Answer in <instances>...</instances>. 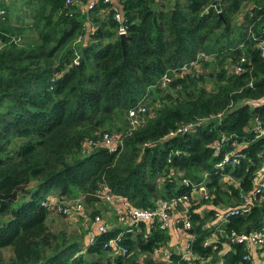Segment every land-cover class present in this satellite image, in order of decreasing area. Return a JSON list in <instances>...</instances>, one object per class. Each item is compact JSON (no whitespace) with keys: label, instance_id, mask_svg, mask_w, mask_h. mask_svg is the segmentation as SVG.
<instances>
[{"label":"trees","instance_id":"trees-1","mask_svg":"<svg viewBox=\"0 0 264 264\" xmlns=\"http://www.w3.org/2000/svg\"><path fill=\"white\" fill-rule=\"evenodd\" d=\"M212 2L99 0L81 7L76 0H24L33 22L14 17V23L0 0V193L32 183L16 200L0 199V264L253 262L245 241H227L261 229L264 198L226 221H215L214 207L223 195L228 206L240 204L264 167V103L243 102L264 96V0ZM199 50L210 54L200 60L208 70L161 85L163 72ZM242 55L243 70L235 71ZM138 101L146 111L131 127L128 110ZM218 112L219 122L169 135ZM105 133H118L121 143L113 150L95 144ZM217 141L221 151L215 154ZM232 147L236 165L218 167ZM201 186L210 206L199 212L200 203L190 201L186 208L189 258L173 250L167 257L158 253L181 231L183 219L174 232L156 220L120 221L84 243L67 241L47 224L54 205L77 198L95 204L104 187L132 206L154 207ZM91 214L93 221L99 212ZM258 253L264 257V245Z\"/></svg>","mask_w":264,"mask_h":264},{"label":"built area","instance_id":"built-area-1","mask_svg":"<svg viewBox=\"0 0 264 264\" xmlns=\"http://www.w3.org/2000/svg\"><path fill=\"white\" fill-rule=\"evenodd\" d=\"M97 1L99 0H92L91 2L87 3V6L90 7ZM103 1H113V0H103ZM114 18L117 21L122 22V14L119 11H116L114 13ZM117 32L119 33V35L126 34L125 25L120 23V25L117 28ZM259 47L261 48V54L264 55V40H261L259 42ZM207 58H210V54L204 50H199L195 54V56H193L191 59L183 61L178 66L173 67L171 69H167V71L163 72L160 77L161 85L165 86L170 80H172V78H174L178 74L194 73L195 75H197L203 70V67L200 64V60L207 59ZM244 61H245V57L242 55L240 59L238 60V62L233 64L232 66L233 69L235 71H242L243 70L242 64ZM145 111H146V105L142 101H138L136 106H133L128 110L129 123L131 127H135L137 124L141 122L142 119L140 118V114L144 113ZM222 114L223 112H218L212 115L211 117H209L207 120H194L184 125H180L178 126L176 130L171 131L169 135H175L178 132L188 130L189 128H192L193 126L206 123L210 120L219 122ZM254 119H255V122H253L254 123L253 125L255 126V128H259V123L261 122L259 121L257 116H255ZM225 136H226L225 133L220 134V137L222 139H225L226 138ZM120 143H121V136L118 133H113V134L105 133L102 135L99 141L97 142L95 141V144H99L109 150H113ZM232 144L234 146L237 145L235 141H233ZM220 151H221L220 144L217 141L215 143L214 153L218 154L220 153ZM236 152H237V149L233 147L231 150H227L226 152L222 154L220 160L216 163V165L221 168H223L226 165H231L232 167H234L236 163L238 162V159L236 157V154H237ZM263 170H264V167H262V169L259 171L255 179L253 188L244 194L243 201L240 204L232 205L226 208L224 207L221 208V206L214 207V209L216 210L215 218H214L215 221H226L229 219L231 215H244L250 209V206L252 203L259 202L262 198H264V178H263L264 171ZM224 176L229 177L228 174H224ZM195 190L203 191V196H204L203 198L207 196V191L205 187L201 186L197 189H194L193 191ZM107 194L110 197L116 196L111 191H109L106 187H104L101 191L100 196H105V195L107 196ZM50 201L51 200H48V202ZM190 201H191V194L189 196L187 194H181L176 197L160 199V201H158V203L154 207L132 206L131 204H129L128 201H126L127 204L125 206V209L119 212L118 218L121 222H127V224H134L139 221H143V222L150 224L154 220H156L160 223L161 227L169 228V225L171 223L169 209L179 207L183 209L184 211L183 218H180L184 220V225L180 228H181V231L185 232L184 228H187L189 226V221L187 220L186 208L190 206L191 204ZM185 204H187L188 207H186ZM53 208H58L59 212L63 214L69 213L72 209H74L73 211H75L81 218L86 219L88 217L84 212L83 201L80 198H77L75 200L65 199L62 203H59L58 205H54L52 209ZM91 223L95 225L96 231L90 230L89 235L87 236V239L90 242H92L93 235L96 232L104 231L107 228L106 224L103 222V219L100 215H95ZM210 240L211 238H209V241ZM234 240L245 241L248 247H249V244L251 243L260 247L261 245H264V225L261 227V229L252 231L251 233H248V234H244V233L240 235L235 234L233 235L232 240L230 241H234ZM110 243H113V240H111ZM188 249H189V245L187 244L185 251L182 253V255L185 258H189L191 255V252ZM248 257H251L250 253ZM252 261L253 262L250 264H264V257L257 261L252 259Z\"/></svg>","mask_w":264,"mask_h":264},{"label":"rangeland","instance_id":"rangeland-1","mask_svg":"<svg viewBox=\"0 0 264 264\" xmlns=\"http://www.w3.org/2000/svg\"><path fill=\"white\" fill-rule=\"evenodd\" d=\"M6 2H7L6 7L8 10L7 14H8L9 18L11 17L12 22H14V23L16 22V19H14V17L19 18V20L23 21L24 23H32L33 22V18L31 16V13L24 7V4L30 6L29 3L28 4L23 3L24 0H6ZM244 7H242V9ZM25 9L27 10L26 13L23 12ZM12 11H13V13H12ZM238 15H240V13ZM238 15H236V16H238ZM31 32H34V31L30 30L29 32H26V33L30 34ZM22 38H23V36H22ZM203 68H205L206 70L209 69V67H203ZM208 85H209V83H208ZM226 179H229V178L226 177ZM206 191L208 192L207 188H206ZM223 199H225L227 201L229 198H227L226 195H223ZM223 199L221 201L222 203L220 202L221 204L219 206L225 205L224 204L225 202ZM20 201H21V199H19L18 201H15L13 205L16 206ZM98 204L99 203L92 204V203L83 202L84 212L88 216L86 219L81 218L75 211H73L74 209H72L69 214L63 215V213L59 212L58 208H53L51 214H49L47 217V224L49 225L50 229L56 235H58V236L64 235L63 237L64 238L66 237L67 241H69V242L80 241L81 243H84L85 240H88L87 235L89 233V232H87V234L85 236V230L86 229L84 227L89 229V231L92 230L90 225L87 224V223L91 222V220H92L91 219L92 218L91 211L95 210L96 207L100 208L102 206H103V210H100L101 213L107 210L106 206L104 205V202L100 203L99 205ZM98 212H99V210H98ZM95 215H97V214H95ZM165 244H166L165 245V247H166L168 242H166ZM256 250H257L256 252H258V248ZM2 251H3V253H7L6 248H4ZM158 253L165 254V250L164 249H162L161 251L159 250ZM249 253L251 254V257L253 260L257 261V260L262 259L261 255H259L257 257V259H255L252 256V253L250 251H249ZM82 264H89V263L83 260Z\"/></svg>","mask_w":264,"mask_h":264},{"label":"crops","instance_id":"crops-1","mask_svg":"<svg viewBox=\"0 0 264 264\" xmlns=\"http://www.w3.org/2000/svg\"><path fill=\"white\" fill-rule=\"evenodd\" d=\"M76 1L81 7H84L86 2L89 3L92 0H76ZM85 21L88 23L87 19H85ZM107 196L106 195L105 196H101V200H99L101 202H96V203H99V204L104 202V205L106 206L107 210L101 213L100 210H103V206L100 207V208L99 207L98 208L96 207V208L99 210V215L102 217L103 222L106 224V227L110 228V227H113L115 225H119L120 224V220L118 218V215H119L120 211H123L125 209V206H126L127 203H126L125 199L123 197H121V196H112V197H110L108 194H107ZM203 197H204L203 196V191H201V190H195V191H193L191 193V201H193L196 204L200 203L198 205V207H197V210L199 212L202 209H204L205 207L210 206V204H207V203L204 202V198ZM223 200L225 202L224 203L225 205L223 204L224 206H221V208L229 207L226 204V200L225 199H223ZM220 204H218V206ZM185 206L188 207L187 204H185ZM169 213H170V217H171V223L169 225V228H170V231L174 232L175 231L174 227H177V226H175V225H177V223L175 221H177L180 218H183L184 211H183V209H181L179 207L178 208H170L169 209ZM87 224L90 225L92 231H96L95 225H93L91 222H89ZM146 224L149 225L148 223H146ZM84 228L86 229L85 230V234H87V232H90L89 229H87L86 227H84ZM174 233H175V235L173 234L171 236L172 238H170V241H168V244L165 247V254L162 255L163 257H167L168 256V252L170 250H173V251H176V252L182 254L185 251V249H186V246L188 244V239H189L188 237L185 236L186 233L183 232V231H178V232L175 231ZM88 235H89V233H88ZM226 248H228V243L225 241L223 243V249H226ZM257 248H258L257 245H254L252 243L249 244V251L252 253V256L255 259H257V257L259 256V253L256 252ZM8 252L9 251L7 250V253ZM203 264H208V262L203 263Z\"/></svg>","mask_w":264,"mask_h":264},{"label":"water","instance_id":"water-1","mask_svg":"<svg viewBox=\"0 0 264 264\" xmlns=\"http://www.w3.org/2000/svg\"><path fill=\"white\" fill-rule=\"evenodd\" d=\"M218 0H213L212 4L210 6L215 5L216 7L218 6ZM121 42L124 44L125 39L127 38L126 34H121ZM244 103H248L251 107L256 106V105H260L262 103H264V96L258 98V99H244L243 100ZM32 183H22V184H18L16 185L13 190L9 193H0V199H7V198H11L16 200L17 196H18V191L25 189L26 187H28L29 185H31ZM228 243L231 242L230 240L227 241Z\"/></svg>","mask_w":264,"mask_h":264}]
</instances>
